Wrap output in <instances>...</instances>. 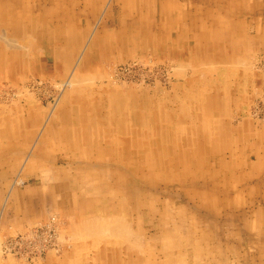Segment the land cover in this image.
<instances>
[{
	"label": "rangeland",
	"instance_id": "obj_1",
	"mask_svg": "<svg viewBox=\"0 0 264 264\" xmlns=\"http://www.w3.org/2000/svg\"><path fill=\"white\" fill-rule=\"evenodd\" d=\"M46 1H47V3H46ZM56 1L58 3L57 2L55 3L54 1H51V0H26V2H24V3L21 0H19V1H16V0H12V1L11 0H0V15H1L0 16V21H1L0 22V30L2 28V30H1L2 32L0 31V36L4 39L9 37L10 40H14L12 42V44H15L14 48H8L10 50L7 52L0 50V64L2 65V62H3V65H4L3 67L0 66V95H1V97H0V143H1L0 144V146H1L0 147V237H1L0 238V241H1L0 242V246H1L0 247V257H1L0 258V264H44V263L50 264V258H51L50 255H53V256L55 255L59 258L64 257L61 255L62 254L61 249L57 252L58 255L53 254V253H51L49 255L46 254V253H48L47 252L48 248L54 246L52 243H55L56 244L55 247H57L58 243L60 242V239H58V236L56 234L57 233L56 230H48V229H46V227H42V226H40L39 229H37L36 226L39 224V222H42L43 220L45 222V221H48V219H51L52 216H49L48 219H46L45 216L47 214L51 215V213H52V215H57L56 218L59 221H60V219L65 220V222H67L69 224V227L71 228V227H74L76 225V223L78 224L82 220V218H86V217L91 218L95 215H98L99 212H101L104 216L105 215H111V217L121 216V217L128 218L130 221L133 220L131 222H135V226L133 225L132 232L130 231V233H131L130 237H128L127 239H121L120 238L118 240L114 237L115 236L114 235L113 237L116 240H114V241L110 240L111 245H112V246L110 245L111 247H106V244H105L106 239L102 240V242H101L102 245H101V243L98 244V246L102 250H104V249L108 250V248H109L110 254L108 253V254L104 255V253H102L101 249H96V250L92 249L86 243L79 245L77 247L78 250L74 251L73 250L74 244H71L69 249L74 251L73 254L76 257H78L79 255L84 256L86 254H91L88 257H86L87 258L86 264H108V263L109 264H121V263L122 264H132V262L134 260L135 261L133 264H137V263H139V264H144V263L145 264H156V263L157 264H179V263L180 264H226V263L227 264H233V263L234 264H244V263L245 264H264V261H263L264 251L262 252V250L264 249V227L259 225L256 221L257 214L255 213V208L256 209L258 208V206H256V204L258 203V200L260 199V197L256 198L254 195V193H255L254 188H255V183H256L254 181V178L250 177V176L244 178L243 175L241 176L242 177L241 178L240 174L230 173V176L236 175V176H233L232 179L238 178L237 184H238L239 188L243 187V189L245 190V186H248V190H246L247 194L243 197L242 202L240 204H237L238 206L237 205L235 206L234 204H230L229 205L230 210L224 211L222 206H219L220 208L218 207L220 210H215V209L212 210V207H211V209H209V205H208L209 202H210L211 206H214V205L216 206L217 202L219 200L224 201L226 199H230V197L232 199V197H234L232 195L236 190L235 191L234 190H231V191L230 190H224L221 183L218 184L217 176L213 177L212 174H211L212 175L211 176L209 174V172L207 171L208 168H205L206 167L205 164H202L200 162H199V167L197 168V172L198 173L200 172V174L202 176L199 175L198 173L195 174L196 175L195 176L194 172L192 173L191 171H193L194 168L196 169L197 166L196 165L191 166V162H188L191 158L193 159L196 156L194 154L195 153L194 150H200V153L198 155H203V156L206 155V153H204V151H203L204 144H205L204 142L200 143L201 145L197 144V145H195L196 147H194V146H192L191 141L187 140L186 138L189 135V132L191 131V129H196V130H194L196 133L195 138H194V142H196L198 140L200 141V138L197 134V131H198L197 129L206 131V127L199 128V126L205 122L202 121L200 118H198V115L200 114L201 111L206 112V109L204 110L203 106H206L207 101H204V100H207V99L203 96V94L199 93L197 95V93L194 92L193 97H192L193 98V104H192V106H190V104H189L190 102L182 99V96L184 95V93H187V91H190V89H191L190 86H192V85L194 86V84L196 85L202 81L205 83V82H207V79L211 76V75L206 74L207 71H203L204 69H202V63H206V64H208V66H209V64L210 65L212 64L215 66L217 65V67L219 69V66L221 68L224 67L223 64L220 63V62H223V60L215 59L213 61L210 58L208 60L201 62V65H198L195 62L196 61L195 60L196 55H195V52L191 50V46L188 47V49H187V47L185 49H183V48L180 49L177 47H173V48L169 47V49H171V50H174V48H177L180 51L183 50L184 53H183V51H182V53L184 54V56L182 59H177L174 55H172L170 53L167 54L166 51H168V50H164V47H166V46H164L163 49H161L159 46H156V45H158L156 42V38L155 39L151 38V35L153 33L157 32L159 34V32H160L159 28H161L160 27V17H159L160 14L158 12H156V10H154V13H156V16H155L151 13H148L147 9H146L144 12L145 16L144 17L139 16V18H136L135 19L136 21L134 20V22H133L134 24H131V21L133 19H129V20H131V21L128 20V22L130 24L127 22L125 24L126 26H124L127 29V32L120 33V32H118L120 25L116 24L115 22L111 23L110 20H108V16L111 15V9L114 8V6L115 7L117 6V0H114V1L113 0H111V1L110 0H101V1L100 0H93L91 2H89L88 0H79L80 2L78 0L76 2H73L75 0H56ZM157 1L159 2L160 0H154L155 3H158ZM170 1H172L174 3L179 2V3H181V6L187 7L188 9L192 8L191 6H193V5H194L193 7H197L198 6V5H196V4H198L197 2L202 3L201 4L202 7L209 6L208 5L209 3H207L206 0H204V1L203 0H170ZM72 2L76 3V4L78 2V5L74 6V4ZM87 2H89V3H87ZM14 4H15V6H14ZM29 4L31 6L33 5V10L30 9L31 6H29ZM58 4H59V7H58ZM84 6H86L85 8H87L86 10H85ZM38 7H39V10H38ZM67 7H69L68 8L69 12L68 11L66 12ZM50 8H51V10H50ZM106 9H107V11H106ZM156 9H157V5H156ZM61 12H62V14H61ZM82 12H83V16L80 15V16L76 17L78 20L74 19L75 20V22H74L73 21V18H74L73 14L75 15L77 13H82ZM158 14H159V16H158ZM254 15L251 14V12L248 13V17H250L249 20L250 19H253V21L256 20V18H251V16L254 17ZM259 15H257L256 17H258ZM262 15H263L262 19L261 18H259V19L261 20L262 23H264V13H262ZM62 16L64 17L62 23L65 24L66 27L71 25V24H72V26L75 27L74 28L71 26L69 28V29H71V30H69V36L72 34L74 40L78 41L79 39H81L83 42L81 41L82 42V44L80 43L81 46L77 47L76 49H74V47L73 48L69 47L66 49V47H64L65 44L60 45V49L57 51V53H58L57 56L59 55L57 57L58 59L54 60V57L50 56L51 53L49 54V52H48V47H47L48 35L47 34L49 32H52L54 30V27L57 28V26L55 24H52V23L48 24L49 25V28H48L49 32H48L47 28H46V30H44V28L47 25L44 23H47L52 18L54 20L55 17H57V19L55 18L56 19L55 21H58V19H60ZM9 18H13V19L9 21ZM87 18L92 19V21H90L91 23L88 22L89 20H87ZM44 20H47V22H45ZM137 20H139V24H138ZM95 21H97V22H95ZM106 22H108V24H106ZM5 23H6V25L8 24V26H6ZM95 23L97 26L94 25L95 26L94 27L93 24H95ZM158 23H159V26H158ZM100 24H101V26H100ZM103 25H105V26H103ZM134 27H135V29H134ZM170 27H171V31L173 32V35H175L176 29H175V25H173L172 21L170 23ZM3 30H4V32H3ZM66 32L68 33L67 30H65V33ZM85 32H86V35H84L83 38L80 37L82 34H85ZM161 32H163V31H161ZM59 33H62V32H59ZM106 33L107 34L111 33L114 35L112 37L111 35H107ZM134 33H136V34H134ZM25 34H26V36H25ZM28 34L30 36H28ZM101 34H106V35H104V40L106 39V40L110 41L109 42V44L111 46L110 50H108V48H106V47H103L104 49H107L108 51L106 50L104 52L98 51V52H92L91 53V48H92L91 44L95 40H97L96 42H99V37ZM21 35L23 37H21ZM149 36H150V38H149ZM63 37H65V36H63ZM122 37H124L125 40L128 37L130 40L128 39V41L124 43L122 41ZM26 38H27L29 44H27L28 42H26L27 41ZM22 42L24 45L22 44ZM151 42H153V43H151ZM193 42H194L193 40L189 41V43H193ZM31 43H33V44L31 45ZM84 43H85V45H84ZM19 44H21V45H19ZM25 44H26V46H28L29 51H27L28 49H27V47H25ZM32 46H33V48H31ZM135 46H136V48H135ZM171 46H173V44H171ZM20 47L22 50L20 49ZM85 47H87V49ZM137 47H138V49H137ZM121 48H123V49H121ZM259 48L263 49L261 46H259ZM18 49L22 52V55H23L22 60H20L16 57L15 53L17 51L20 52ZM30 49H31V51H30ZM41 49H43V50H41ZM134 49H136L137 52ZM190 51L192 53H190ZM260 51H263V50H260ZM26 54H28L29 56ZM260 55H264V53H260ZM260 55L257 54L256 57L261 58ZM247 56H250L249 53H247ZM123 59H124V61H123ZM152 59L155 60V62ZM79 60H80V63H79ZM96 60L102 61L103 65L100 64L101 66L97 65L95 67L93 64L92 65L90 64L91 62H95ZM147 60H149V61H147ZM31 61H32V63H31ZM131 61H132V63H131ZM177 61H179V62H177ZM19 62H20V66L18 64ZM210 62H212V63H210ZM117 63H119L120 65ZM138 63H140V64H138ZM177 63H178V65H177ZM27 64L30 66H27ZM151 64H153V66ZM14 65H17L20 68L17 67L18 70L15 71L16 66H14ZM32 65H34V66H32ZM64 65H65V67H64ZM112 65H114V66L112 67ZM142 65H144V66H142ZM105 66H107V68ZM155 66H157V67H155ZM11 67H13V69ZM53 67L55 70L53 69ZM114 67H115V69H114ZM258 67H260V68H258ZM195 68H197V69H195ZM209 68L211 70H213L211 66H209ZM112 69L114 71H112ZM71 71H73V72L71 73ZM104 71L107 73H103L102 75L99 74V73H102ZM255 71L258 73L259 71H264V70H262L261 66L258 64V65H255ZM35 72H36V74H35ZM48 72L49 73L51 72V74H49ZM171 72L172 73L177 72V73L174 74V76H172L173 74ZM58 73H59V76H58ZM70 73H71V75H70ZM75 73H76V75H75ZM193 73H194V75H193ZM38 74H40V75H38ZM104 74L107 75V77L108 76L111 77V75L113 74L112 75L113 77H111L112 79L108 78V79H111V80H108L107 78H105L106 76ZM200 74L202 77L200 76ZM53 76H54V81H53ZM72 76H74L72 78L73 80L71 79ZM87 76H89L90 79ZM178 76H180V77H178ZM193 76L195 77L194 79H196V81H197V79L199 81L193 83V81H194L192 78ZM78 77H81V78H78ZM174 77H175V79H174ZM182 77H183V79H182ZM11 78H12V80H11ZM19 78H21V79H19ZM45 78H47V79H45ZM50 78H51V80H50ZM58 78H60V79H58ZM144 78L147 80H145ZM185 78H187V79H185ZM83 79H85V80H83ZM256 79H257V82H256ZM256 79H255V83H254L255 87H256L255 90L258 88L262 90V92L260 94H257L255 96V103L259 104V105H257L258 110L254 106L250 107V104H249V108L246 112V115H243L242 113H240L237 116L236 114H234V111H233L234 109L232 108V110L230 111V117L226 116L227 117L226 120L228 119V121L225 120V123H223V124L220 123V127L225 126V131L228 132L229 138H230V140H232V143L234 145L236 144L235 146L239 147V149L242 153V157L244 159H246V161H254V162L257 161L258 154L256 153V150L254 148L249 149L247 144L250 143V145H251L252 142L256 141L257 137H256L255 133H260V132L264 131V111H263L264 110V101H263V99H264V96H263V94H264V82H261L264 79L261 80L260 78H257V76H256ZM101 80H103V81H101ZM70 81H72V82H70ZM106 81H108V82L106 83ZM65 82H67L68 84ZM53 83H56L55 85L57 88L54 87L55 85ZM62 83H63V85H62ZM95 83L98 84V86H103V87H99L100 89L96 90L97 92H95L96 97H99V98L104 97V99H105V101H104L105 105H103V107H102V112H103V110L105 112L108 111L109 107L113 108V106L115 104V100H113L112 102H110V101H111L112 97L114 98L117 95V93H114V94L112 93V92L117 91L116 90L117 87H120L119 92H127L128 93L127 95L134 97L133 99L135 101H138L140 99L139 97L146 98L148 96L153 97V99L155 100L156 105L154 106L152 104V106L150 108L152 113L150 110L148 111V113L146 112L147 118L144 121L146 123H148V128L146 126L145 127L141 126L144 129L138 130V128H140V126L138 124H134L135 126L134 125L132 126V123H137L136 119L139 118V116L136 112H133L132 115L129 117V118L133 117L135 120L132 123H131V121H129L130 127H128V130L130 133L127 134L128 135L127 139L128 140L132 139L129 136V135H132L133 139H134L133 143H134V146H136V147L131 148L132 150L129 153H127L126 150L125 151L129 155V157H130V153L133 155L134 152L135 153L137 152L136 156L138 155V157L132 156V158L130 157L131 159H129L128 157H126V155L122 156V153L124 150L123 147H121L122 144H119V146H117L118 152L121 153V154L117 153L119 156L118 155H117V157L114 156L116 158H113L112 156H106L107 152H109V151H107V149H108L107 146H109L110 142H108L105 139H100L98 145L94 146V145H87L86 144V146H83V150H86V151H83L82 148L80 149V152L83 153L84 156L86 153V157H87V153H93L94 152V154H95L94 158L89 157V155L87 158H85L83 156V157L78 159V157H77V158H75L76 160L79 161V163H77V162H75L76 160L74 159V157L67 160L68 158L66 156V152L61 147V146H64V144H60V140L58 138V135H55V136L53 135V138H55V139H52L50 141V139H51L50 136L52 133H49L50 130H48V128L52 127V128L58 129L59 127H62V122H61L62 118H60L61 114L66 115V113H67L66 117L68 119L70 118V116L76 117L77 116L76 108L81 106V104H83V101H84V97L82 98L83 95H81L80 91L83 90L84 88H86L85 86H87L88 89L90 90L91 87L93 88V84H95ZM113 83H114V85H113ZM108 84H110V86H108ZM256 85H258V87ZM75 86H76V88H75ZM202 86H204V88L205 87L208 88L207 85L202 84ZM261 86H262V88H261ZM194 87H195V89H197L199 87V85L194 86ZM27 89H28V92L25 91ZM241 89H242L241 93H243L246 90L243 88H241ZM15 90H17V92L18 91L19 92L17 93V92H15ZM237 90H239V89H237ZM2 91L4 92V94H2L3 93ZM59 92H61V93L59 94ZM249 92L250 93L247 92V94H249L251 96L252 91H249ZM21 93L25 94V95L24 96L21 95L22 97L17 96L18 94L20 95ZM27 94L29 95V97H27L28 96ZM44 94H45V96H47L48 94L49 95L47 96V98H45ZM157 94H158V97H157ZM62 95H64V96H62ZM190 95H192V94H190ZM201 96H203V97H201ZM261 96H263V97H261ZM6 97H7V99H6ZM18 97L20 99H18ZM196 97H197V99H196ZM260 97L263 99L261 100ZM157 99H158V101H157ZM10 100L12 101V103L10 102ZM16 100H17V102H16ZM178 100H180L181 103H179V105H177V106H179V109H176V101H178ZM31 102H32V104H31ZM235 103H237V101ZM225 104H226V102L224 103L225 110L226 109L229 110L230 108L226 107L227 104L226 105ZM52 105H55V106H52ZM201 105H202V109H200ZM241 105H242V102L239 104V106L242 107ZM195 106H196V110H195ZM191 109H193V113H191L192 112ZM250 109H251L252 115L250 114V111H249ZM25 111H26V113H25ZM73 111H76V112H73ZM48 114H49V116H48ZM55 114H57V115H55ZM193 114H196V116L192 117ZM254 114H255V116H254ZM250 115L252 117H250ZM176 116L178 117L177 121L175 119ZM182 117L188 118V120L180 119ZM169 120L171 123L170 126L174 125L173 123H175V122L178 125L176 124V126H174L173 128L171 127L172 130H174V129L175 130L172 131L171 133H169V135H167L168 137L166 136L167 139L165 138V141H164V139L161 138L164 135L162 130L167 131L169 129V127L167 128V126H169ZM190 120H192L194 123ZM180 124H182V125H180ZM242 125L247 126V128L243 127ZM149 126H150V128H149ZM5 130H6V132H5ZM103 130L105 131L106 128H103ZM142 130H144L143 131L144 134H143V132L141 133ZM89 131H91L90 133H92V130L89 129ZM212 131L213 130L211 129V132ZM131 132H133V134ZM120 133H119V137H120L119 139H121V138L123 139L124 134H120ZM127 135H125L124 138H126ZM213 140H216L214 142H217V141H219V137L213 138ZM237 140H238V142H237ZM250 140H252V141H250ZM142 141L149 143L150 147H148V148L149 149L151 148V150L146 151V149H148V148L141 147L140 145H141ZM163 141L165 143L162 144V146H163V148H162V146L160 145V142L162 143ZM261 141H262V138L258 139L256 143L257 144L259 143V145H261L262 144ZM154 144H155V147H154ZM212 144H215V143H212ZM166 146L167 147L172 146L170 148L172 153H180L181 154L182 151H183L182 154L186 153L185 156L183 157L184 163L181 165L180 164L178 165L179 169L181 171L179 174L177 173V171H175L174 168L172 169V167L170 165L166 164V162H164V160H161L159 158L160 157L159 154L163 149L164 150L169 149V148H166ZM25 147H27V148H25ZM94 147H97V148L92 150V148H94ZM242 148H243V150H242ZM27 151H29V152L27 153ZM234 151H235L234 146L232 149L229 148L226 151L227 156H230V158H234L237 155V153H235ZM57 152H58V154H57ZM147 152H150V154L152 155L149 160H148V158L142 157V154H146ZM152 153L154 154V156ZM13 156H14V158H13ZM180 157H181V155H180ZM137 158H138V160H137ZM12 159H13V161H12ZM105 160L107 162L109 161L108 162L109 165H106L107 162ZM116 161H118V163H116ZM148 161H151L152 163L155 162L156 165L154 163L153 164L151 163V166H150V163H149L148 170H146V172H145L142 169L144 166L141 163H146ZM20 162H21V164H20ZM187 162L190 163V165L186 164ZM130 163H132L133 165ZM126 165H127V167H126ZM26 166H27V168H26ZM106 166H108V170H110V171H108V170L106 171ZM132 167H133V172L131 170ZM157 167H160V168H157ZM168 170H170V171H168ZM182 170H184V171H182ZM76 171H77V173H76ZM124 171H126V172H124ZM128 171H129V173H128ZM37 172H39V173H37ZM109 172H110V174H109ZM41 173H42V175L45 174L44 175L45 177L42 176ZM84 173H85V175H84ZM131 175H132V177H131ZM202 177H204V179ZM55 178H56L57 182L63 183L62 187H64V186L65 187L61 188L62 184L59 183L60 186L58 188L56 186L57 182H56ZM137 178L139 179V181ZM210 178H212V179H210ZM44 179L46 180V182ZM47 179H48V181H47ZM135 181L140 182V183L135 184ZM47 182H49V183H47ZM180 182H181V184H180ZM43 183H45V184H43ZM145 183H147V184L145 185ZM108 187H109V189H108ZM212 187L215 188V190H216L215 192L218 193L219 196H218V198L215 197V198L208 200V198H206V196H204V193L206 192L207 188H212ZM61 189H63V190H61ZM46 192H48V193H46ZM92 192H93V194H95L97 196V199H98V200H96L97 203L94 205L95 207L94 206L86 207L85 206L86 203H84V201H85L84 198H86V196H88V194H91ZM195 192H197V194L199 193L198 194L199 197H198V195L197 196L195 195L196 194ZM212 192H213V190H212ZM17 193H19V194H17ZM44 194H45V196H46V194H48L46 196L47 199H49L48 201L46 200V197L44 196ZM57 195H59V196H57ZM4 197H6V198L4 199ZM43 197H44V199H43ZM78 197H79L78 200H79L80 204L75 200V198H78ZM132 197H133V199H132ZM31 198H32V200H31ZM130 199L133 200L132 206L134 207V209L131 211H130L131 206H128V202H130ZM250 199H254L255 203L251 204V202H253V200L250 201ZM42 200H44V201H42ZM45 201H46V204H45ZM57 201H59V202H57ZM148 201L150 202L149 204H148ZM47 202H48V204H47ZM186 202H189V204ZM31 203H33V204H31ZM183 203L185 206L183 205ZM114 204H116V205H114ZM48 205H50V206H48ZM177 205H178V207H177ZM203 206H205V207H203ZM124 207H126V208H124ZM175 207H177V208H175ZM30 210H31V212H30ZM73 210H75V211H73ZM95 210H98V211H95ZM222 210H223V212H222ZM201 211H203V212H201ZM188 212H189V214H188ZM229 212H231V213H229ZM159 213H160V215H159ZM72 214H73V217L71 218L70 216H72ZM243 215H245V216L243 217ZM241 216H242V218H241ZM41 217H42V219H41ZM169 217H171V218L169 219ZM34 220H36V221H34ZM119 220H120V217H119ZM175 220H177V221H175ZM204 221H207V222H204ZM213 221H215V222H213ZM31 223H35V224L33 225ZM72 223L74 224V226L72 225ZM227 224H229V225H227ZM151 225H152V227H151ZM197 225L199 227H197ZM7 228H9V229H7ZM192 228L193 229L195 228L194 229L195 231H193ZM32 229H34L37 232V233H35V236H30V233H31L30 231ZM146 229H147V231H146ZM226 229H228V230H226ZM199 230H201V231H199ZM215 230L217 233L215 232ZM243 233L247 237H245ZM136 234H139V235H136ZM142 234H143V236H142ZM25 235H28V236H25ZM29 236H30V238H29ZM89 236H92V235H87V237H89ZM22 238H24V239H22ZM31 238L33 239V241L31 240ZM80 239L84 240V239H82V237ZM36 240H38V241L36 242ZM226 240H227V242H226ZM25 241H27V242H25ZM113 243H114V245H113ZM207 243H209V244H207ZM4 244L6 245V249H7V247H10L12 254L15 255V256H13V258H15V259L11 258V256H7L6 254L2 253L1 248H3ZM119 244H120V246H119ZM23 245H24V247H22ZM35 246H38V247H35ZM86 246H88V247H86ZM124 246H125V248H124ZM207 246H209V247H207ZM143 247L146 249H144ZM117 248L119 250H117ZM28 249L30 251H28ZM80 249H81V251H80ZM124 249H126V251ZM256 249H258V250H256ZM132 250H134V252ZM250 250H252V252ZM254 250L258 254V257L256 259H253ZM114 251H116V252H114ZM119 251H120V253H119ZM152 251H154V252H152ZM190 251H191V253H190ZM170 252H172L173 254ZM219 252H220V254H219ZM229 252H230V257H229ZM106 253H107V251H106ZM186 253L188 254V257H187ZM81 254H83V255H81ZM143 254H145V255L143 256ZM140 255H142V256H140ZM158 256H160V257H158ZM107 257H109V258H107ZM175 257H176V259H175ZM139 258H140V261L137 262L136 259H139ZM196 258H198V259H196ZM224 258H225V260H224ZM56 259L58 260V258L55 257V260ZM207 259H209V260H207ZM157 260H159V261H157ZM220 260H221V262H220ZM59 262L61 264L65 263V262L60 260V261L52 263V264H60Z\"/></svg>",
	"mask_w": 264,
	"mask_h": 264
},
{
	"label": "bare ground",
	"instance_id": "obj_2",
	"mask_svg": "<svg viewBox=\"0 0 264 264\" xmlns=\"http://www.w3.org/2000/svg\"><path fill=\"white\" fill-rule=\"evenodd\" d=\"M12 1V0H11ZM16 1H19V0H16ZM23 3L26 2V0H21ZM51 1H54L55 3L57 2L56 0H51ZM77 0L73 1V2H76ZM79 1V0H78ZM89 2L93 1V0H88ZM101 1V0H100ZM111 1V0H110ZM114 1V0H113ZM204 1V0H203ZM207 3H209L208 5L209 6H205V7H202L201 4L202 3H199L197 2L198 5L197 7H193L191 6L192 8H187V7H183L181 6V3L177 2V3H174L170 0H160L158 3H155L154 0H117V6L114 8L111 9V15L108 16V20H110L111 23H116L119 26V31L120 33H123V32H127V29L124 27L126 26L125 24L128 22L129 19H133L131 21V24H134V20L136 18H139V16L141 17H144L145 16V10L147 9V12L148 13H151L153 15L156 16V13H154V10H156V12H158L160 14H158V16L160 17V27L159 28V34L157 32L153 33L151 35V38L152 39H155L156 38V42L158 45L156 46H159L161 49H163L164 46V50H168L166 51L167 54H172L174 55L177 59H182L183 56H184V51L182 53V51H180L179 49L177 48H183L185 49L187 47H190L191 46V50L195 52V62L198 64V65H201V62L205 61V60H208V59H212L213 61L215 59L217 60H223V62H220L223 64L224 67H220L219 66V69L217 67V65H210L212 67L213 70H211L208 66V64L206 63H202V69H204L203 71H207V75H211L208 79H207V82H199L198 84H194V86H198L199 87L197 89H195V87L192 85L190 86L191 89L190 91H187V93H184V95L182 96V99L190 102V106H192L193 104V93L196 92L197 95L199 93L203 94V96L207 99V100H204V101H207V104L206 106H203V109L205 110L206 109V112H203L201 111L200 114L198 115V118H200L202 121H204L205 123L201 124L199 126V128H204L206 127V131L204 130H199L197 129V134L200 138V141H196L194 142V138H195V131L196 129H191V131L189 132V135L187 136V140L191 141L192 143V146L196 147L195 145L197 144H200L202 142H204V153H206L205 156L203 155H198L200 153V150H194V154L196 155L193 159L191 158L188 162H191V166H197L196 169L194 168L193 171H191L192 173L194 172V175L197 174V168L199 167V162L202 163V164H205V168H208V172L209 174L213 175V177L217 176V181H218V184L221 183V185L223 186L224 190H236L232 196V199L230 197V199H226L224 201L222 200H219L217 202V205L215 206H211L210 202H209V209H211L212 207V210H220L219 206H222L223 207V210L226 211V210H230V204H234L235 206L237 204H240L243 200V197L247 194L246 193V190H248V186H245V190L243 189V187L239 188L238 187V184H237V181H238V178H233V176H236V175H233V176H230V173H235V174H240V177L243 175L244 178L245 177H253L254 178V181L256 182L255 183V197L258 198L260 197V199L258 200V203L256 204V206H258V208L256 209L255 208V213L257 214L256 216V221L259 225L263 226L264 227V131L260 132V133H255L256 135V141L255 142H252L251 145L250 143L247 144V146L250 148H254L256 150V153L258 154V159L257 161H246V159H244L242 157V153L239 149V147L235 146L233 143H232V140H230L229 138V134L228 132L225 131V126L223 127H220V123H225V120H226V116L230 117V111L232 110V108L234 109V114H236L237 116L242 113L243 115H246V112L249 108V104H250V107H256L257 108V105L259 104H256L255 103V96L257 94H260L262 92L261 89H256L255 90V79H256V76L257 78H260L261 80L264 79V71H259L258 73L255 71V65H260L261 66V69L264 70V55H260V53H264V23L261 22V20L259 18L262 19V13H264V0H206ZM61 2V1H60ZM66 2V1H65ZM71 2V1H70ZM72 2V3H73ZM80 2V1H79ZM87 2V3H89ZM2 3V2H1ZM41 3V2H40ZM47 3V1H46ZM54 3V4H55ZM58 3V2H57ZM31 4V3H30ZM29 4V6H31ZM74 6L75 5H78V2L77 4L76 3H73ZM82 4V3H81ZM39 5V4H38ZM156 5H157V9H156ZM10 6V5H9ZM15 6V4H14ZM20 6V5H19ZM73 6V5H72ZM80 6V5H79ZM87 6V5H86ZM84 6V8L86 7ZM2 7V6H1ZM58 7H59V4H58ZM96 7V6H95ZM105 7V6H104ZM5 8V7H4ZM8 8V7H7ZM11 8V7H10ZM19 8V7H18ZM22 8V7H21ZM62 8V7H61ZM68 8L67 7V10L66 12L68 11ZM2 9V8H1ZM31 10H33V5L30 7ZM29 9V10H30ZM87 8H85L86 10ZM27 10V9H26ZM38 10H39V7H38ZM41 10V9H40ZM51 10V8H50ZM107 11V9H106ZM31 12V11H30ZM59 12V11H58ZM69 12V11H68ZM88 12V11H87ZM104 12V11H103ZM102 12V13H103ZM251 14H255L254 17L251 16V18H256V20L253 21V19H250V17H248V13ZM21 13V12H20ZM62 14V12H61ZM66 14V13H65ZM260 14V15H259ZM29 15V14H28ZM36 15V14H35ZM52 15V14H51ZM83 16V12L82 13H77V14H73V21L75 22V20H78L76 17L78 16ZM257 15H259L258 17H256ZM1 16V15H0ZM25 16V15H24ZM38 16V15H37ZM53 16V15H52ZM56 16V15H55ZM60 16V15H59ZM40 17V16H39ZM106 17V16H105ZM57 19V17H55ZM53 18L50 19L48 22L47 20H44L45 22L47 23H44V24H47L46 27L44 28V30H48L49 28V25L50 23L52 24H55L57 26V28L54 27V30L52 32H49L48 30V37H47V40H48V44H47V47H48V52L49 54L51 53L50 56L54 57V60H57L58 56H57V51L60 49V45L62 44H65L64 47L67 48H73L76 49L77 47L81 46L80 43L82 44V40L79 39L78 41L77 40H74L73 39V35L71 34L69 36V29L71 25L69 26H65V24H63V19L64 17L62 16L60 19H58V21H55L56 19ZM147 18V17H146ZM13 18H9V21L12 20ZM49 19V18H48ZM75 19V20H74ZM104 19V18H103ZM87 20H89L88 22L91 23L90 21H92V19L90 18H87ZM85 21V20H84ZM98 21V20H97ZM95 21V22H97ZM136 21V20H135ZM138 21V24H139V20ZM146 21V20H145ZM154 21V20H153ZM171 21L173 22V25H175V29H176V33L175 35H173V32L171 31V27H170V23ZM1 22V21H0ZM77 22V21H76ZM4 23V22H3ZM13 23V22H12ZM37 23V22H36ZM40 23V22H39ZM80 23V22H79ZM129 23V22H128ZM136 23V22H135ZM11 24V23H10ZM23 24V23H22ZM30 24V23H29ZM41 24V23H40ZM106 24H108V22H106ZM130 24V23H129ZM6 25V23H5ZM4 25V26H5ZM68 25V24H67ZM85 25V24H84ZM96 25L93 24V26ZM123 25V26H122ZM8 26V24L6 25ZM54 26V25H53ZM97 26V25H96ZM101 26V24H100ZM105 26V25H103ZM138 26V25H137ZM136 26V27H137ZM142 26V25H141ZM158 26H159V23H158ZM74 27V26H72ZM95 27V26H94ZM153 27V26H152ZM75 28V27H74ZM140 28V27H139ZM157 28V27H156ZM86 29V28H85ZM135 29V27H134ZM141 29V28H140ZM2 30V28H1ZM0 30V31H1ZM13 30V29H12ZM52 30V29H51ZM65 30L68 31V33L66 32L65 33ZM76 30V29H75ZM163 31V32H161ZM2 32V31H1ZM4 32V30H3ZM59 32H62V33H59ZM80 32V31H79ZM87 32V31H86ZM86 32L85 34H82L80 37L83 38L84 35H86ZM71 33V32H70ZM78 33V32H77ZM148 33V32H147ZM4 34V33H3ZM2 34V35H3ZM16 34V33H15ZM30 34V33H29ZM28 34V36H30ZM81 34V33H80ZM107 34V33H106ZM106 34H101L100 37H99V42H96L97 40H95L92 44H91V53L92 52H100V51H106L107 49H104L103 47H106L108 48V50H110L111 46L109 44L110 41L108 40H104V35ZM136 34V33H134ZM23 35V34H22ZM21 35V37H23ZM107 35H111L113 37L114 34H107ZM123 35V34H122ZM125 35V34H124ZM148 35V34H147ZM26 36V34H25ZM27 36V37H28ZM65 36V37H63ZM127 36V35H126ZM143 36V35H142ZM72 39H71V38ZM88 37V36H87ZM132 37V36H131ZM90 38V37H89ZM150 38V36H149ZM148 38V39H149ZM8 38H2L0 36V50L2 51H9L10 49L8 48H14L15 44H12V42L14 40H8ZM29 39V38H28ZM85 39V38H84ZM98 39V38H97ZM116 39V38H115ZM114 39V40H115ZM128 37L125 38L122 37V41L125 43L128 41ZM132 39V38H131ZM24 40V39H23ZM27 40V38H26ZM86 40V39H85ZM88 40V39H87ZM113 40V41H114ZM130 40V39H129ZM190 40H193L194 42L193 43H189ZM82 41V42H81ZM16 42V41H15ZM14 42V43H15ZM25 42V41H24ZM28 42V40L26 41ZM25 42V43H26ZM45 42V41H44ZM87 42V41H86ZM40 43V42H39ZM112 43V42H111ZM123 43V44H124ZM153 43V42H151ZM23 44V42H22ZM29 44V42L27 43ZM33 43H31L32 45ZM113 44V43H112ZM115 44V43H114ZM127 44V43H126ZM171 44H173V46H171ZM21 45V44H19ZM24 45V44H23ZM30 45V46H31ZM85 45V43H84ZM152 45V44H151ZM150 45V46H151ZM12 46V47H11ZM259 46H261L263 49H260ZM25 47H27L28 49V46H26L25 44ZM24 47V48H25ZM35 47V46H34ZM115 47V46H114ZM134 47V46H133ZM155 47V46H154ZM169 47L173 48V47H177V48H174V50H171L169 49ZM18 48V47H17ZM23 48V49H24ZM33 48V46L31 47ZM87 49V47H85ZM136 48V46H135ZM143 48V47H142ZM21 49V47H20ZM85 49V50H86ZM123 49V48H121ZM138 49V47H137ZM19 50V49H18ZM22 50V49H21ZM43 50V49H41ZM62 50V49H61ZM107 50V51H108ZM113 50V49H112ZM136 51V49H134ZM260 50H263V51H260ZM20 51V50H19ZM29 51V49L27 50ZM26 51V52H27ZM31 51V49H30ZM45 51V50H44ZM64 51V50H63ZM62 51V52H63ZM134 51V52H135ZM60 52V51H59ZM61 52V53H62ZM66 52V51H65ZM119 52V51H118ZM123 52V51H122ZM126 52V51H125ZM132 52V51H131ZM137 52V51H136ZM34 53V52H33ZM60 53V54H61ZM68 53V52H67ZM190 53H192L190 51ZM247 53H249L250 56H247ZM16 57L20 60H22V52H16ZM106 54V53H105ZM108 54V53H107ZM115 54V53H114ZM124 54V53H123ZM129 54V53H128ZM150 54V53H149ZM156 54V53H155ZM257 54L260 55L261 58H258L256 57ZM7 55V54H6ZM28 55V54H26ZM33 55V54H32ZM69 55V54H68ZM67 55V56H68ZM77 55V54H76ZM101 55V54H100ZM111 55V54H110ZM116 55V54H115ZM130 55V54H129ZM5 56V55H4ZM29 56V55H28ZM31 56V55H30ZM84 56V55H83ZM151 56V55H150ZM64 57V56H63ZM85 57V56H84ZM83 57V58H84ZM101 57V56H100ZM126 57V56H125ZM153 57V56H152ZM151 57V58H152ZM166 57V56H165ZM5 58V57H4ZM28 58V57H27ZM71 58V57H70ZM103 58V57H102ZM124 58V57H123ZM155 58V57H154ZM157 58V57H156ZM169 58V57H168ZM190 58V57H189ZM3 59V58H2ZM9 59V58H8ZM29 59V58H28ZM50 59V58H49ZM118 59V58H117ZM6 60V59H5ZM62 60V59H61ZM78 60V59H77ZM102 60V59H101ZM129 60V59H128ZM153 60V59H152ZM168 60V59H167ZM4 61V60H3ZM18 61V60H17ZM16 61V62H17ZM63 61V60H62ZM85 61V60H84ZM109 61V60H108ZM115 61V60H114ZM124 61V59H123ZM139 61V60H138ZM149 61V60H147ZM155 62V60H153ZM165 61V60H164ZM169 61V60H168ZM98 62V63H97ZM117 62V61H116ZM140 62V61H139ZM159 62V61H158ZM161 62V61H160ZM176 62V61H175ZM179 62V61H177ZM188 62V61H187ZM32 63V61H31ZM79 63H80V60H79ZM84 63V62H83ZM132 63V61H131ZM134 63V62H133ZM152 63V62H151ZM212 63V62H210ZM5 64V63H4ZM19 66H20V62L18 63ZM91 65L93 64L95 67L97 65H100L102 64V61H99V60H96L95 62H91L90 63ZM113 64V63H112ZM119 64V63H117ZM122 64V63H121ZM140 64V63H138ZM147 64V63H146ZM154 64V63H153ZM153 64H151L153 66ZM157 64V63H156ZM155 64V65H156ZM159 64V63H158ZM162 64V63H161ZM168 64V63H167ZM175 64V63H174ZM184 64V63H183ZM37 65V64H36ZM79 65V64H78ZM103 65V64H102ZM120 65V64H119ZM130 65V64H129ZM145 65V64H144ZM142 65V66H144ZM150 65V66H151ZM178 65V63H177ZM221 65V64H220ZM0 66H4L3 65V62H2V65L0 64ZM16 66L15 68V71L18 70L17 65H14ZM27 66H30L27 64ZM34 66V65H32ZM46 66V65H45ZM101 66V65H100ZM114 65H112L113 67ZM160 66V65H159ZM168 66V65H167ZM175 66V65H174ZM184 66V65H183ZM182 66V67H183ZM65 67V65H64ZM107 68V66H105ZM116 67V66H115ZM114 67V69H115ZM157 67V66H155ZM199 67V66H198ZM13 69V67H11ZM20 68V67H19ZM76 68V67H75ZM74 68V69H75ZM102 68V67H101ZM110 68V67H109ZM149 68V67H148ZM151 68V67H150ZM162 68V67H161ZM172 68V67H171ZM175 68V67H174ZM180 68V67H179ZM260 68V67H258ZM54 69V67H53ZM59 69V68H58ZM98 69V68H97ZM111 69V68H110ZM109 69V70H110ZM169 69V68H168ZM183 69V68H182ZM190 69V68H189ZM194 69V68H193ZM197 69V68H195ZM23 70V69H22ZM21 70V71H22ZM28 70V69H27ZM55 70V69H54ZM76 70V69H75ZM106 70V69H105ZM108 70V69H107ZM152 70V69H151ZM112 71H114L112 69ZM117 71V70H116ZM144 71V70H143ZM155 71V70H154ZM162 71V70H161ZM167 71V70H166ZM172 71V70H171ZM202 71V70H201ZM69 72V71H68ZM73 71H71L72 73ZM152 72V71H151ZM17 73V72H16ZM29 73V72H28ZM49 73V72H48ZM70 73V75H71ZM78 73V72H77ZM103 73H107V72H102V73H99V74H103ZM172 73V72H171ZM177 73V72H176ZM176 73H172L174 76V74ZM200 73V72H199ZM198 73V74H199ZM257 73V74H256ZM36 74V72H35ZM51 74V72L49 73ZM74 74V73H73ZM80 74V73H79ZM87 74V73H86ZM91 74V73H90ZM117 74V73H116ZM115 74V75H116ZM131 74V73H130ZM144 74V73H143ZM30 75V74H29ZM40 75V74H38ZM42 75V74H41ZM76 75V73H75ZM74 75V76H75ZM83 75V74H82ZM105 75V74H104ZM103 75V76H104ZM113 75V74H112ZM111 75V77H113ZM149 75V74H148ZM159 75V74H158ZM181 75V74H180ZM194 75V73H193ZM197 75V74H196ZM10 76V75H9ZM31 76V75H30ZM58 76H59V73H58ZM72 76L71 79L74 77ZM90 76V75H89ZM87 76V77H89ZM102 76V77H103ZM106 76V77H105ZM104 77L105 78H111V77H107V75H105ZM154 76V75H153ZM171 76V77H172ZM201 76V74H200ZM15 77V76H14ZM65 77V76H64ZM63 77V78H64ZM92 77V76H91ZM94 77V76H93ZM101 77V78H102ZM158 77V76H157ZM180 77V76H178ZM188 77V76H187ZM202 77V76H201ZM200 77V78H201ZM17 78V77H16ZM29 78V77H28ZM27 78V79H28ZM37 78V77H36ZM76 78V77H75ZM78 78H81V77H78ZM77 78V79H78ZM193 83L194 82H197L199 81L197 79H194L195 77L193 76ZM21 79V78H19ZM34 79V78H33ZM47 79V78H45ZM60 79V78H58ZM90 79V77H89ZM96 79V78H95ZM112 79V78H111ZM111 79H108V80H111ZM132 79V78H131ZM145 79V78H144ZM143 79V80H144ZM175 79V77H174ZM183 79V77H182ZM187 79V78H185ZM12 80V78H11ZM15 80V79H14ZM32 80V79H31ZM41 80V79H40ZM51 80V78H50ZM64 80V79H63ZM73 80V79H72ZM85 80V79H83ZM147 80V79H145ZM180 80V79H179ZM47 81V80H46ZM53 81H54V76H53ZM60 81V80H59ZM103 81V80H101ZM114 81V80H113ZM19 82V81H18ZM23 82V81H22ZM50 82V81H49ZM56 82V81H55ZM72 82V81H70ZM69 82V83H70ZM80 82V81H79ZM108 81H106L107 83ZM112 82V81H111ZM119 82V81H118ZM256 82H257V79H256ZM261 82H264L261 81ZM27 83V82H26ZM67 83V82H65ZM75 83V82H74ZM99 83V82H98ZM110 83V82H109ZM43 84V83H42ZM45 84V83H44ZM54 85L56 83H53ZM68 84V83H67ZM72 84V83H71ZM100 84V83H99ZM123 84V83H122ZM128 84V83H127ZM126 84V85H127ZM202 84L204 85H207L208 88H204V86H202ZM254 84V85H253ZM263 84V83H262ZM15 85V84H14ZM28 85V84H27ZM52 85V84H51ZM59 85V84H58ZM63 85V83H62ZM114 85V83H113ZM118 85V84H117ZM162 85V84H161ZM261 85V84H260ZM8 86V85H7ZM16 86V85H15ZM14 86V87H15ZM22 86V85H21ZM53 86V85H52ZM65 86V85H64ZM68 86V85H67ZM81 86V85H80ZM108 86H110V84H108ZM125 86V85H124ZM258 87V85H256ZM20 87V86H19ZM56 87V85L54 86ZM66 87V86H65ZM86 88H84L83 90L80 91L82 98L84 97V101H83V104H81V106L77 107L76 108V111H77V116L74 117V116H70V118L68 119L66 117L65 114H61V122H62V127H59L58 129L56 128H52V127H49L48 130L49 133H52L51 136H50V141L52 139H55L53 138V135H58V138L60 140V144H64V146H61L65 152H66V156H67V160L71 159L74 157L78 159L83 157L84 154L80 152V149L82 148L83 150V146H86L87 145H98L99 144V140L100 139H105L107 140L108 142H110L108 149L107 151V154L106 156H112L113 158H116L118 154H121L118 152L117 150V146H119V144H122L121 147H123V153H122V156L123 155H126V157H128L129 159L132 158V156H136V153L134 152V154L132 155L130 153V157L127 153H129L133 148V147H136L134 146V143H133V136L132 135H129L130 138L132 139H127L128 138V133L129 130H128V127H130V123L129 121H131V123L135 120L133 117L132 118H129L133 112H136L139 116L138 119H136V122L137 123H132V126L134 124H138L140 126L139 129H144L143 127L141 126H146L148 128V123H146L144 120L147 118V113L148 111L150 110L152 104L155 106L156 103H155V100L153 99V97L151 96H148L146 98H141L139 97L140 99L138 101H135L130 95H127L128 93L127 92H119V89L120 87H117L116 90L118 91H115V92H112L113 94L114 93H117V95L112 99L110 102H112L113 100H115V104L113 106V108L109 107V110L108 111H104L102 112V107L103 105H105V99L104 97H96L95 96V92H97L96 90L100 89L99 87H103V86H98V84H93V88L91 87L90 90L88 89L87 86H85ZM97 87V88H96ZM116 87V86H115ZM136 87V86H135ZM11 88V87H10ZM57 88V87H56ZM60 88V87H59ZM76 88V86H75ZM125 88V87H124ZM246 89L243 93L242 92V89ZM262 88V86H261ZM3 89V88H2ZM8 89V88H7ZM134 89V88H133ZM239 89V90H237ZM14 90V89H13ZM54 90V89H53ZM76 90V89H75ZM26 92H28V89L25 90ZM94 91V92H93ZM153 91V90H152ZM249 91H252V95L250 96L248 93H250ZM256 91V92H255ZM3 92V91H2ZM8 92V91H7ZM15 92H17V90H15ZM14 92V93H15ZM19 92V91H18ZM17 92V93H18ZM75 92V91H74ZM160 92V91H159ZM206 92V93H205ZM258 92V93H257ZM16 93V94H17ZM53 93V92H52ZM61 92H59L60 94ZM76 93V92H75ZM131 93V92H130ZM136 93V92H135ZM192 95H190V94ZM205 93V94H204ZM4 94V92L2 93ZM9 94V93H8ZM15 94V95H16ZM30 94V93H29ZM50 94V93H49ZM48 94V95H49ZM159 94V93H158ZM158 94H157V97H158ZM21 95H25V94H18L17 96H21ZM28 95V94H27ZM26 95V96H27ZM47 95V94H46ZM47 95V96H48ZM71 95V94H70ZM249 95V96H248ZM3 96V95H2ZM14 96V95H13ZM25 96V97H26ZM31 96V95H30ZM35 96V95H34ZM45 96V94H44ZM47 96H45V98H47ZM64 96V95H62ZM201 96V97H203ZM264 96V94H263ZM261 96V97H263ZM1 97V95H0ZM4 97V96H3ZM22 97V96H21ZM29 97V95L27 96ZM60 97V96H59ZM260 97V98H261ZM24 98V97H23ZM33 98V97H32ZM36 98V97H35ZM41 98V97H40ZM53 98V97H52ZM51 98V99H52ZM7 99V97H6ZM12 99V98H11ZM18 99H20L18 97ZM29 99V98H28ZM43 99V98H42ZM70 99V98H69ZM160 99V98H159ZM197 99V97H196ZM263 98H261L262 100ZM35 100V99H34ZM39 100V99H38ZM27 101V100H26ZM29 101V100H28ZM158 101V99H157ZM161 101V100H160ZM185 101V102H186ZM237 101V103H235ZM264 101V99H263ZM10 102L12 103V101L10 100ZM17 102V100H16ZM22 102V101H21ZM38 102V101H37ZM201 102V101H200ZM226 102V107L230 108L229 110H225L224 108V103ZM242 102V107L239 106V104ZM262 102V101H261ZM4 103V102H3ZM14 103V102H13ZM179 103H181L180 100L176 101V109H179ZM32 104V102H31ZM34 104V103H33ZM42 104V103H41ZM48 104V103H47ZM80 104V103H79ZM204 104V103H203ZM263 104V103H262ZM28 105V104H27ZM70 105V104H69ZM22 106V105H21ZM43 106V105H42ZM52 106H55V105H52ZM5 107V106H4ZM26 107V106H25ZM160 107V106H159ZM6 108V107H5ZM158 108V107H157ZM22 109V108H21ZM53 109V108H52ZM153 109V108H152ZM200 109H202V105L200 107ZM253 109V108H252ZM260 109V108H259ZM5 110V109H4ZM71 110V109H70ZM75 110V109H74ZM195 110H196V106H195ZM258 110V108H257ZM262 110V109H261ZM29 111V110H28ZM45 111V110H44ZM76 111H73V112H76ZM151 111V110H150ZM191 113H193V109H191ZM199 111V110H198ZM250 111V114H251V109L249 110ZM264 111V110H263ZM23 112V111H22ZM42 112V111H41ZM72 112V111H71ZM147 112V113H146ZM255 112V111H254ZM262 112V111H261ZM260 112V113H261ZM8 113V112H7ZM26 113V111H25ZM30 113V112H29ZM63 113V112H62ZM152 113V111H151ZM18 114V113H17ZM16 114V115H17ZM21 114V113H20ZM23 114V113H22ZM42 114V113H41ZM233 114V115H234ZM54 115V114H53ZM57 115V114H55ZM252 115V114H251ZM250 115V117H252ZM257 115V114H256ZM262 115V114H261ZM21 116V115H20ZM49 116V114H48ZM196 114H193L192 117H195ZM255 116V114H254ZM258 116V115H257ZM260 116V115H259ZM37 117V116H36ZM234 117V116H233ZM206 118V119H205ZM237 118V117H236ZM260 118V117H259ZM8 119V118H7ZM41 119V118H40ZM176 121L178 120V117L176 116L175 117ZM180 119H184V120H188V118H180ZM44 120V119H43ZM60 120V119H59ZM250 120V119H249ZM261 120V119H260ZM2 121V120H1ZM4 121V120H3ZM192 121V120H190ZM228 121V119L226 120ZM161 122V121H160ZM186 122V121H185ZM193 122V121H192ZM234 122V121H233ZM194 123V122H193ZM192 123V124H193ZM247 123V122H246ZM245 123V124H246ZM255 123V122H254ZM16 124V123H15ZM47 124V123H46ZM170 120H169V126H167V128L169 127V129L166 131V130H162V132L164 133L163 138L164 141H165V138L167 135H169V133H171L172 130L171 127L173 128L174 126H176V122L173 123L174 125H171L170 126ZM211 124V125H210ZM242 124V123H241ZM178 125V124H177ZM182 125V124H180ZM256 125V124H255ZM17 126V125H16ZM44 126V125H43ZM135 126V125H134ZM231 126V125H230ZM243 127H246L247 126H244L242 125ZM3 127V126H2ZM193 127V126H192ZM252 127V126H251ZM11 128V127H10ZM33 128V127H32ZM41 128V127H40ZM43 128V127H42ZM103 128H106V130L104 131ZM150 128V126H149ZM249 128V127H248ZM255 128V127H254ZM92 130V133H90ZM180 129V128H179ZM211 129L213 130L211 132ZM134 130V129H133ZM208 130V131H207ZM256 130V129H255ZM59 131V132H58ZM144 130L141 131V133L143 132ZM169 131V132H168ZM235 131V130H234ZM241 131V130H240ZM6 132V130H5ZM121 132V133H120ZM8 133V132H7ZM40 133V132H39ZM119 133L120 134H124V137L125 135H127L126 138L123 137V139H119ZM133 134V132H131ZM151 133V132H150ZM153 133V132H152ZM180 133V132H179ZM144 134V132H143ZM258 134V135H257ZM243 135V134H242ZM159 136V135H158ZM237 136V135H236ZM16 137V136H15ZM34 137V136H33ZM45 137V136H44ZM47 137V136H46ZM137 137V136H136ZM168 137V136H167ZM219 137V141L217 142H214L216 140H213V138H217ZM29 138V137H28ZM239 138V137H238ZM262 138V144L259 145V143L257 144V140ZM2 139V138H1ZM6 139V138H5ZM141 139V138H140ZM162 139V140H163ZM167 139V138H166ZM49 140V139H48ZM157 140V139H156ZM230 140V141H229ZM254 140V139H253ZM154 141V140H153ZM160 142V145L162 146V144H164L165 142ZM247 141V140H246ZM252 141V140H250ZM17 142V141H16ZM158 142V141H157ZM238 142V140H237ZM19 143V142H18ZM29 143V142H28ZM156 143V142H155ZM212 143H215V144H212ZM241 143V142H240ZM256 143V144H255ZM1 144V143H0ZM15 144V143H14ZM25 144V143H24ZM201 145V144H200ZM199 145V146H200ZM5 146V145H4ZM16 146V145H15ZM141 147H145V148H148L150 147L149 143L147 142H141ZM232 146V147H231ZM234 146V152L237 153V155L234 157V158H230V156H227V150L229 148H233ZM1 147V146H0ZM6 147V146H5ZM28 147V146H27ZM25 147V148H27ZM154 147H155V144H154ZM157 147V146H156ZM172 147V146H171ZM171 147H167L166 148H169L168 150H162L159 154V158L161 160H164V162H166V164L170 165L172 167V169L174 168L175 171H177V173L179 174L181 171L179 169V164H183L184 161H183V157L185 156V154H182L183 151L180 153H172V151L170 150ZM201 147V146H200ZM11 148V147H10ZM97 147H94L92 148V150L96 149ZM163 148V146H162ZM161 148V149H162ZM246 148V147H245ZM89 149V148H88ZM155 149V148H154ZM187 149V148H186ZM202 149V148H201ZM19 150V149H18ZM53 150V149H52ZM90 150V149H89ZM127 153H126V151ZM136 150V149H135ZM151 150V148L149 149H146V151H149ZM243 150V148H242ZM30 151V150H29ZM27 151V153L29 152ZM83 151H86V150H83ZM137 151V150H136ZM209 151V152H208ZM89 152V151H88ZM100 152V151H99ZM157 152V151H156ZM208 152V153H207ZM12 153V152H11ZM104 153V152H103ZM118 153V154H117ZM244 153V152H243ZM26 154V153H25ZM58 154V152H57ZM102 154V153H101ZM153 154V153H152ZM19 155V154H18ZM47 155V154H46ZM93 157L95 156L94 152L93 153H87V157ZM181 155V157H180ZM244 155V154H243ZM3 156V155H2ZM5 156V155H4ZM15 156V155H14ZM13 156V158H14ZM25 156V155H24ZM105 156V157H106ZM116 156V157H114ZM119 156V155H118ZM121 156V155H120ZM151 154L150 152H147L146 154H142V157L143 158H148V160L151 158ZM154 156V154H153ZM158 156V155H157ZM193 156V155H192ZM6 157V156H5ZM85 158L86 157V153H85ZM138 157V155L136 156ZM140 157V156H139ZM180 157V158H179ZM123 158V157H122ZM125 158V157H124ZM230 158V159H229ZM63 159V158H62ZM83 159V158H82ZM101 159V158H100ZM120 159V158H119ZM135 159V158H134ZM141 159V158H140ZM15 160V159H14ZM76 160V159H75ZM85 160V159H84ZM113 160V159H112ZM138 160V158H137ZM153 160V159H152ZM8 161V160H7ZM13 161V159H12ZM42 161V160H41ZM64 161V160H63ZM71 161V160H70ZM106 161V160H105ZM133 161V160H132ZM72 162V161H71ZM75 162L79 163L78 160H76ZM107 162V161H106ZM109 162V161H108ZM107 162V163H108ZM186 163L188 165H190V163ZM10 163V162H9ZM64 163V162H63ZM92 163V162H91ZM100 163V162H99ZM106 165H109V163ZM116 163H118V161H116ZM149 163H150V166H151V161H148L146 163H141L143 164V170L146 172V170H148V167H149ZM155 164V162H153ZM152 163V164H153ZM21 164V162H20ZM45 164V163H44ZM51 164V163H50ZM60 164V163H59ZM58 164V165H59ZM94 164V163H93ZM96 164V163H95ZM127 164V163H126ZM132 164V163H130ZM138 164V163H137ZM11 165V164H10ZM14 165V164H13ZM47 165V164H46ZM133 165V164H132ZM156 165V164H155ZM4 166V165H3ZM28 166V165H27ZM26 166V168H27ZM61 166V165H60ZM72 166V165H71ZM95 166V165H94ZM98 166V165H97ZM118 166V165H117ZM2 167V166H1ZM19 167V166H18ZM37 167V166H36ZM51 167V166H50ZM55 167V166H54ZM68 167V166H67ZM90 167V166H89ZM127 167V165H126ZM15 168V167H14ZM71 168V167H70ZM75 168V167H74ZM79 168V167H78ZM123 168V167H122ZM121 168V169H122ZM130 168V167H129ZM128 168V169H129ZM157 168H160V167H157ZM165 168V167H164ZM20 169V168H19ZM29 169V168H28ZM47 169V168H46ZM110 169V168H109ZM141 169V170H142ZM154 169V168H153ZM192 169V168H191ZM37 170V169H36ZM56 170V169H55ZM77 170V169H76ZM108 170V166H106V171ZM112 170V169H111ZM123 170V169H122ZM132 172H133V167H132ZM140 170V169H139ZM110 171V170H108ZM113 171V170H112ZM170 171V170H168ZM184 171V170H182ZM202 171V170H201ZM19 172V171H18ZM21 172V171H20ZM30 172V171H29ZM86 172V171H85ZM126 172V171H124ZM205 172V171H204ZM39 173V172H37ZM46 173V172H45ZM71 173V172H70ZM77 173V171H76ZM115 173V172H114ZM129 173V171H128ZM162 173V172H161ZM164 173V172H163ZM168 173V172H167ZM175 173V172H174ZM51 174V173H50ZM82 174V173H81ZM110 174V172H109ZM199 175L200 172L198 173ZM22 175V174H21ZM42 175V173H41ZM45 175V174H44ZM42 175V176H44ZM70 175V174H69ZM85 175V173H84ZM198 175V176H199ZM211 175V176H212ZM34 176V175H33ZM41 176V177H42ZM50 176V175H49ZM74 176V175H73ZM99 176V175H98ZM112 176V175H111ZM114 176V175H113ZM162 176V175H161ZM196 176V175H195ZM202 176V175H201ZM14 177V176H13ZM40 177V178H41ZM45 177V176H44ZM48 177V176H47ZM110 177V176H109ZM108 177V178H109ZM132 177V175H131ZM130 177V178H131ZM32 178V177H31ZM75 178V177H74ZM83 178V177H82ZM100 178V177H99ZM155 178V177H154ZM172 178V177H171ZM178 178V177H177ZM182 178V177H181ZM204 179V177H202ZM242 178V177H241ZM49 179V178H48ZM47 179V181H48ZM51 179V178H50ZM92 179V178H91ZM138 179V178H137ZM173 179V178H172ZM183 179V178H182ZM207 179V178H206ZM212 179V178H210ZM214 179V178H213ZM42 180V179H41ZM45 180V179H44ZM52 180V179H51ZM56 180V178H55ZM60 180V179H59ZM66 180V179H65ZM68 180V179H67ZM75 180V179H74ZM113 180V179H112ZM124 180V179H123ZM134 180V179H133ZM198 180V179H197ZM201 180V179H200ZM5 181V180H4ZM43 181V180H42ZM110 181V180H109ZM139 181V179H138ZM167 181V180H166ZM204 181V180H203ZM206 181V180H205ZM14 182V181H13ZM44 182V181H43ZM46 182V180H45ZM52 182V181H51ZM57 182V180H56ZM114 182V181H113ZM112 182V183H113ZM174 182V181H173ZM27 183V182H26ZM32 183V182H31ZM49 183V182H47ZM53 183V182H52ZM55 183V182H54ZM59 183L61 182H57L56 183V186L59 188ZM69 183V182H68ZM85 183V182H84ZM125 183V182H124ZM127 183V182H126ZM137 183H140V182H136L135 181V184ZM159 183V182H158ZM170 183V182H169ZM188 183V182H187ZM246 183V182H245ZM45 184V183H43ZM61 188H64L62 187L63 186V183H61ZM91 184V183H90ZM143 184V183H142ZM147 183H145L146 185ZM181 184V182H180ZM243 184V183H242ZM251 184V183H250ZM55 185V184H54ZM109 185V184H108ZM71 186V185H70ZM69 186V187H70ZM138 186V185H137ZM186 186V185H185ZM9 187V186H8ZM36 187V186H35ZM46 187V186H45ZM139 187V186H138ZM146 187V186H145ZM93 188V187H92ZM190 188V187H189ZM195 188V187H194ZM2 189V188H1ZM5 189V188H4ZM101 189V188H100ZM109 189V187H108ZM10 190V189H9ZM19 190V189H18ZM63 190V189H61ZM68 190V189H67ZM71 190V189H70ZM213 190V192H212ZM24 191V190H23ZM46 191V190H45ZM44 191V192H45ZM65 191V190H64ZM116 191V190H115ZM215 188L212 187V188H207L206 189V192L204 193V196H206V198L209 199H212V198H218V193L215 192ZM250 191V190H249ZM3 192V191H2ZM100 192V191H99ZM8 193V192H7ZM29 193V192H28ZM27 193V194H28ZM48 193V192H46ZM54 193V192H53ZM168 193V192H167ZM180 193V192H179ZM192 193V192H191ZM196 196L199 194H197V192H195ZM232 193V192H231ZM19 194V193H17ZM87 194V193H86ZM120 194V193H119ZM154 194V193H153ZM169 194V193H168ZM230 194V193H229ZM43 195V194H42ZM41 195V196H42ZM48 194H46L47 196ZM108 195V194H107ZM117 195V194H116ZM180 195V194H179ZM187 195V194H186ZM4 196V195H3ZM38 196V195H37ZM45 196V194H44ZM45 196V197H46ZM59 196V195H57ZM102 196V195H101ZM109 196V195H108ZM118 196V195H117ZM139 196V195H138ZM137 196V197H138ZM189 196V195H188ZM252 196V195H251ZM36 197V196H35ZM52 197V196H51ZM121 197V196H120ZM152 197V196H151ZM157 197V196H156ZM186 197V196H185ZM199 197V195H198ZM226 197V196H225ZM263 197V198H262ZM6 197H4L5 199ZM42 198V197H41ZM53 198V197H52ZM228 198V197H227ZM255 198V199H256ZM3 199V198H2ZM3 199V200H4ZM28 199V198H27ZM44 199V197H43ZM79 197L78 198H75V200L80 204L79 202ZM120 199V198H119ZM133 199V197H132ZM145 199V198H144ZM151 199V198H150ZM32 200V198H31ZM46 200L48 201L49 199H47L46 197ZM58 200V199H57ZM85 200V201H84ZM84 203L86 207H92L94 206L98 200L97 199V196L95 194H93V192L91 194H88V196H86V198H84ZM101 200V199H100ZM124 200V199H123ZM161 200V199H160ZM177 200V199H176ZM196 200V199H195ZM253 200V202H251V204H254L255 203V200L254 199H250V201ZM28 201V200H27ZM44 201V200H42ZM70 201V200H69ZM117 201V200H116ZM115 201V202H116ZM132 201L130 199V202H128V206H131L130 207V211L134 209V207L132 206ZM211 201V200H210ZM217 201V200H216ZM50 202V201H49ZM59 202V201H57ZM141 202V201H140ZM193 202V201H192ZM23 203V202H22ZM34 203V202H33ZM31 203V204H33ZM54 203V202H53ZM113 203V202H112ZM150 202L148 201V204ZM189 204V202H186ZM206 203V202H205ZM4 204V203H3ZM9 204V203H8ZM7 204V205H8ZM27 204V203H26ZM45 204H46V201H45ZM48 204V202H47ZM63 205V204H62ZM69 205V204H68ZM77 205V204H76ZM116 205V204H114ZM118 205V204H117ZM127 205V204H126ZM160 205V204H159ZM164 205V204H163ZM180 205V204H179ZM184 205V203H183ZM196 205V204H195ZM194 205V206H195ZM50 206V205H48ZM140 206V205H139ZM161 206V205H160ZM166 206V205H165ZM185 206V205H184ZM200 206V205H199ZM207 206V205H206ZM238 206V205H237ZM3 207V206H2ZM95 207V206H94ZM107 207V206H106ZM105 207V208H106ZM109 207V206H108ZM158 207V206H157ZM178 207V205H177ZM175 207V208H177ZM187 207V206H186ZM205 207V206H203ZM219 207V208H218ZM50 208V207H49ZM68 208V207H67ZM126 208V207H124ZM139 208V207H138ZM164 208V207H163ZM11 209V208H10ZM31 209V208H30ZM33 209V208H32ZM44 209V208H43ZM69 209V208H68ZM85 209V208H84ZM88 209V208H87ZM101 209V208H100ZM99 209V210H100ZM152 209V208H151ZM169 209V208H168ZM191 209V208H190ZM189 209V210H190ZM193 209V208H192ZM203 209V208H202ZM52 210V209H51ZM76 210V209H75ZM73 210V211H75ZM123 210V209H122ZM155 210V209H154ZM181 210V209H180ZM197 210V209H196ZM206 210V209H205ZM222 210V212H223ZM57 211V210H56ZM95 211H98V210H95ZM31 212V210H30ZM65 212V211H64ZM88 212V211H87ZM104 212V211H103ZM111 212V211H110ZM178 212V211H177ZM194 212V211H193ZM203 212V211H201ZM241 212V211H240ZM51 213V212H50ZM129 213V212H128ZM181 213V212H180ZM231 213V212H229ZM63 214V213H62ZM61 214V215H62ZM96 214V213H95ZM106 214V213H105ZM155 214V213H154ZM189 214V212H188ZM211 214V213H210ZM217 214V213H216ZM233 214V213H232ZM248 214V213H247ZM25 215V214H24ZM48 215V214H47ZM45 216L46 219L49 218V216H52L51 219H48V221H45L44 220L42 222H39V224L36 226L37 229H39L40 226L42 227H46V229L48 230H56L57 231V236H58V239H60V242L58 243L57 247L55 243H52L54 246L53 247H50L48 248L46 254H57V252L61 249V255L64 256L62 258H59L57 256H53V255H50L51 258H50V264L52 263H55V262H58V261H63L65 263L63 264H86V260L89 255L91 254H86L84 256H79L76 257L73 252L76 250H78V246L81 245V244H84L86 243L89 247H91L92 249H101L98 244H100L102 242L103 239H106L105 240V244H106V247H111V241H114L116 239H127L128 237H130V231L132 232V227L133 225L135 226V222H131L133 220H129L128 218H125V217H120V220H119V217H111V215H103L101 212L98 213V215H95L93 217H86V218H82V220L76 225L74 226V224L72 223V225L74 227H69V224L67 222H65V220H61L60 221L56 218L57 215H51L49 214L48 216ZM66 215V214H65ZM68 215V214H67ZM79 215V214H78ZM127 215V214H126ZM142 215V214H141ZM153 215V214H152ZM160 215V213H159ZM177 215V214H176ZM180 215V214H179ZM92 216V215H91ZM116 216V215H115ZM186 216V215H185ZM198 216V215H197ZM213 216V215H212ZM223 216V215H222ZM225 216V215H224ZM245 215H243L244 217ZM39 217V216H38ZM71 218L73 217V214L72 216H70ZM129 217V216H128ZM158 217V216H157ZM182 217V216H181ZM187 217V216H186ZM191 217V216H190ZM200 217V216H199ZM231 217V216H230ZM9 218V217H8ZM12 218V217H11ZM59 218V217H58ZM62 218V217H61ZM141 218V217H140ZM171 217H169L170 219ZM205 218V217H204ZM213 218V217H212ZM242 218V216H241ZM32 219V218H31ZM42 219V217H41ZM131 219V218H130ZM161 219V218H160ZM54 220V221H53ZM200 220V219H199ZM223 220V219H222ZM230 220V219H229ZM249 220V219H248ZM36 221V220H34ZM70 221V220H69ZM139 221V220H138ZM177 221V220H175ZM185 221V220H184ZM224 221V220H223ZM246 221V220H245ZM20 222V221H19ZM192 222V221H191ZM204 222H207V221H204ZM215 222V221H213ZM248 222V221H247ZM173 223V222H172ZM217 223V222H216ZM9 224V223H8ZM31 224H35V223H31ZM168 224V223H167ZM175 224V223H174ZM214 224V223H213ZM219 224V223H218ZM223 224V223H222ZM165 225V224H164ZM184 225V224H183ZM216 225V224H215ZM229 225V224H227ZM255 225V224H254ZM170 226V225H169ZM196 226V225H195ZM194 226V227H195ZM201 226V225H200ZM246 226V225H245ZM23 227V226H22ZM33 227V226H32ZM137 227V226H136ZM152 227V225H151ZM197 227H199L197 225ZM222 227V226H221ZM233 227V226H232ZM144 228V227H143ZM3 229V228H2ZM9 229V228H7ZM193 229V228H192ZM195 229V228H194ZM193 229V231H195ZM204 229V228H203ZM216 229V228H215ZM263 229V228H262ZM11 230V229H10ZM136 230V229H135ZM228 230V229H226ZM240 230V229H239ZM147 231V229H146ZM149 231V230H148ZM198 231V230H197ZM201 231V230H199ZM30 236H35V233H37L34 229H32L30 231ZM150 232V231H149ZM148 232V233H149ZM205 232V231H204ZM216 232V230H215ZM10 233V232H9ZM134 233V232H133ZM151 233V232H150ZM207 233V232H206ZM217 233V232H216ZM245 233V232H244ZM243 233V234H244ZM12 234V233H11ZM55 234V235H56ZM242 234V235H243ZM13 235V234H12ZM46 235V234H45ZM50 235V234H49ZM87 235H92V236H89L87 237ZM115 235V236H114ZM136 235H139V234H136ZM216 235V234H215ZM261 235V234H260ZM25 236H28V235H25ZM29 236V238H30ZM116 239H114V237ZM117 236V237H116ZM143 236V234H142ZM245 236V234H244ZM14 237V236H13ZM82 237V239L84 240H81L80 238ZM119 237V238H118ZM167 237V236H166ZM196 237V236H195ZM199 237V236H198ZM202 237V236H201ZM247 237V236H245ZM1 238V237H0ZM25 238V237H24ZM22 238V239H24ZM144 238V237H143ZM160 238V237H159ZM162 238V237H161ZM28 239V238H27ZM90 239V240H89ZM175 239V238H174ZM199 239V238H198ZM216 239V238H215ZM233 239V238H232ZM31 240L33 241V239L31 238ZM111 240V241H110ZM129 240V239H128ZM160 240V239H159ZM185 240V239H184ZM194 240V239H193ZM9 241V240H8ZM14 241V240H13ZM29 241V240H28ZM38 240H36L37 242ZM126 241V240H125ZM200 241V240H199ZM211 241V240H210ZM229 241V240H228ZM258 241V240H257ZM1 242V241H0ZM5 242V241H4ZM27 242V241H25ZM156 242V241H155ZM184 242V241H183ZM196 242V241H195ZM215 242V241H214ZM225 242V241H224ZM227 242V240H226ZM230 242V241H229ZM256 242V241H255ZM11 243V242H10ZM35 243V242H34ZM33 243V244H34ZM80 243V244H79ZM126 243V242H125ZM150 243V242H149ZM193 243V242H192ZM9 244V243H8ZM14 244V243H13ZM24 244V243H23ZM71 244H74V248L72 250H70V246ZM129 244V243H128ZM148 244V243H147ZM186 244V243H185ZM189 244V243H188ZM200 244V243H199ZM209 244V243H207ZM28 245V244H27ZM26 245V246H27ZM102 245V243H101ZM111 245V246H110ZM114 245V243H113ZM142 245V244H141ZM173 245V244H172ZM224 245V244H223ZM245 245V244H244ZM10 246V245H9ZM86 246V247H88ZM105 246V245H104ZM116 246V245H115ZM120 246V244H119ZM210 246V245H209ZM207 246V247H209ZM261 246V245H260ZM263 246V245H262ZM1 247V246H0ZM24 247V245L22 246ZM30 247V246H29ZM35 247H38V246H35ZM85 247V246H84ZM133 247V246H132ZM162 247V246H161ZM222 247V246H221ZM250 247V246H249ZM257 247V246H256ZM28 248V247H27ZM43 248V247H42ZM81 248V247H80ZM90 248V249H91ZM103 248V247H102ZM125 248V246H124ZM144 248V247H143ZM200 248V247H199ZM252 248V247H251ZM250 248V249H251ZM31 249V248H30ZM89 249V248H88ZM114 249V248H113ZM133 249V248H132ZM146 249V248H144ZM181 249V248H180ZM187 249V248H186ZM198 249V248H197ZM201 249V248H200ZM253 249V248H252ZM2 250V253L6 254L7 256H11V258H13V255L12 252H11V249L10 247H7L6 249V245L4 244L3 245V248H1ZM33 250V249H32ZM31 250V251H32ZM102 250V249H101ZM117 250H119L117 248ZM126 251V249H124ZM258 250V249H256ZM28 251H30L28 249ZM81 251V249H80ZM85 251V250H84ZM100 251V250H99ZM105 251V252H104ZM107 251V253H106ZM121 251V250H120ZM119 251V253H120ZM130 251V250H129ZM134 252V250H132ZM241 251V250H240ZM252 252V250H250ZM264 251V249L262 250V252ZM87 252V251H86ZM116 252V251H114ZM154 252V251H152ZM188 252V251H187ZM208 252V251H207ZM211 252V251H210ZM11 253V254H10ZM25 253V252H24ZM29 253V252H28ZM78 253V252H77ZM102 253L105 254H108L109 253V248L108 250H102ZM172 253V252H170ZM189 253V252H188ZM191 253V251H190ZM26 254V253H25ZM85 254V253H84ZM110 254V253H109ZM151 254V253H150ZM173 254V253H172ZM187 254V253H186ZM198 254V253H197ZM220 254V252H219ZM249 254V253H248ZM28 255V254H27ZM31 255V254H30ZM34 255V254H33ZM37 255V254H36ZM83 255V254H81ZM117 255V254H116ZM145 254H143L144 256ZM193 255V254H192ZM102 256V255H101ZM125 256V255H124ZM142 256V255H140ZM176 256V255H175ZM201 256V255H200ZM222 256V255H221ZM3 257V256H2ZM6 257V256H5ZM19 257V256H18ZM21 257V256H20ZM24 257V256H23ZM35 257V256H34ZM38 257V256H37ZM55 257L58 258V260L56 261L55 260ZM136 257V256H135ZM149 257V256H148ZM160 257V256H158ZM187 257H188V254H187ZM191 257V256H190ZM210 257V256H209ZM208 257V258H209ZM229 257H230V252H229ZM258 257V254L255 252L254 250V257L253 259H256ZM1 258V257H0ZM109 258V257H107ZM165 258V257H164ZM168 258V257H167ZM211 258V257H210ZM7 259V258H6ZM15 259V258H13ZM19 259V258H18ZM22 259V258H21ZM122 259V258H121ZM145 259V258H144ZM152 259V258H151ZM176 259V257H175ZM193 259V258H192ZM198 259V258H196ZM206 259V258H205ZM234 259V258H233ZM97 260V259H96ZM101 260V259H100ZM109 260V259H108ZM112 260V259H111ZM126 260V259H125ZM134 260V259H133ZM190 260V259H189ZM188 260V261H189ZM209 260V259H207ZM212 260V259H211ZM225 260V258H224ZM231 260V259H230ZM248 260V259H247ZM42 261V260H41ZM48 261V260H47ZM120 261V260H119ZM135 261V260H134ZM134 261L132 262V264L134 263ZM137 262L140 261V258L139 259H136ZM144 261V260H143ZM159 261V260H157ZM169 261V260H168ZM191 261V260H190ZM264 261V259H263ZM24 262V261H23ZM27 262V261H26ZM46 262V261H45ZM167 262V261H166ZM221 262V260H220ZM25 263V262H24ZM60 263V262H59ZM108 263V262H107ZM191 263V262H190ZM194 263V262H193ZM198 263V262H197ZM214 263V262H213ZM247 263V262H246ZM249 263V262H248ZM45 264V263H44ZM61 264V263H60ZM109 264V263H108ZM122 264V263H121ZM139 264V263H137ZM145 264V263H144ZM157 264V263H156ZM180 264V263H179ZM227 264V263H226ZM234 264V263H233ZM245 264V263H244Z\"/></svg>",
	"mask_w": 264,
	"mask_h": 264
}]
</instances>
